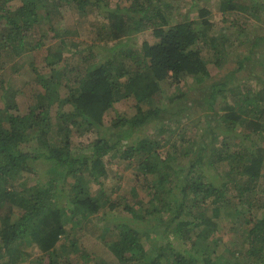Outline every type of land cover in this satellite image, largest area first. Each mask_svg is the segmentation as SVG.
<instances>
[{
	"label": "trees",
	"instance_id": "obj_1",
	"mask_svg": "<svg viewBox=\"0 0 264 264\" xmlns=\"http://www.w3.org/2000/svg\"><path fill=\"white\" fill-rule=\"evenodd\" d=\"M241 1L221 0V30L213 23L210 9L199 10L200 30L193 20L172 24L171 4L161 0H118L113 8L103 7L99 0H0V69L5 55L42 49L49 36L46 24L55 32L52 37L64 42L60 50L64 45L68 46L65 52L71 50L66 37L74 27L69 30L71 25L64 24L71 5L85 21L95 12L98 22L91 27L92 37L102 49L87 54L78 46L67 53L63 64L62 51L47 48L44 66L50 72L36 74L39 80L44 78L41 82L51 84L47 105L21 117L10 112L19 128H6L0 109V264H32L37 256L51 258L50 264H80L71 256L86 259L89 255L80 247L79 234L101 210V220L114 225L108 244L119 264H264V179L260 178L264 147L248 141L254 135L264 138V75L250 71V56L240 60L236 73L240 79L250 73L253 85L244 79L234 87L233 78L210 71L227 61L226 43L237 44L236 37L231 40L223 32L245 33L251 19L262 16L264 0ZM125 3L131 5L123 8ZM41 27L47 36L37 35ZM137 34L144 36L140 46L131 42ZM206 49L210 59L204 55ZM191 79L201 84L192 91L194 96L209 100L211 112L220 111L218 125L206 130V138L214 142L224 138L228 143L234 134L232 142L246 143L245 151L222 146L219 152L206 140L196 149L199 157L188 158L184 166L186 156L180 147L162 155L164 143L173 135L161 122L170 119L168 114L181 117L184 108L177 103L168 110L157 105L168 92L167 83L173 89ZM187 91L185 87L174 93L172 102L186 99ZM17 95L11 86L2 88L0 98L7 112L18 108ZM124 100H135L137 112L131 117L118 114L105 125L106 112ZM89 120L100 127L95 128L98 131L77 129ZM61 124L65 126L56 137L62 139L50 142ZM31 129L36 130L32 137L27 134ZM87 132L96 136L85 145L86 153H75L71 140ZM107 157L117 159L121 167L120 172L114 170L118 173L114 179L122 194V189L128 191L125 195L88 190L89 180L94 185L102 177L109 179ZM126 168L130 173L121 178ZM20 176L33 178L34 183H20L22 189L18 188ZM237 178L246 181L242 187L235 184ZM120 181L126 183L118 185ZM234 191H238L235 204L250 212V220H245L249 226L241 229L240 238L235 240L236 234L222 247L223 237H216L219 221ZM127 195L134 204H129ZM210 198L211 204H205ZM171 234L176 236L174 241L169 239Z\"/></svg>",
	"mask_w": 264,
	"mask_h": 264
},
{
	"label": "rangeland",
	"instance_id": "obj_2",
	"mask_svg": "<svg viewBox=\"0 0 264 264\" xmlns=\"http://www.w3.org/2000/svg\"><path fill=\"white\" fill-rule=\"evenodd\" d=\"M99 1L103 7L108 6L112 8L115 7V5L118 3V0H99ZM161 2L171 4L172 10L171 12L169 11L170 12L169 21H171L172 24L174 23L178 24L181 21H185L188 24H190L193 20L196 22V28L203 30L202 24H201L203 21V18L200 17L197 14V12L203 9H208V10L210 9L211 19L213 23L218 24L221 27L222 16L218 12L220 8L221 0H161ZM238 2H242V1L238 0ZM255 2H258V1L255 0ZM130 5L131 3L129 4L125 3L122 5V7L123 8L129 7ZM97 10L100 11L99 9ZM66 11L67 12H65L64 14L65 19H66V21L64 20V24L65 25L67 24L68 28H69V25H71L69 30H71L74 27V29L71 30V35L66 37L68 41L71 42L70 44H72L71 50L65 52V48L68 47V46L66 47L65 45H64V50H60L63 47L64 42H62V40H56L55 38H53L52 36L55 34V32L52 29L50 30V25L46 24L45 28L47 30L45 28L43 29L48 31L49 36L47 40L42 41V45H43L42 49H39V50L34 49L35 51H30V52H27L21 55L9 54L8 56L5 55L1 58L0 97L2 95V88H5L6 86H11L15 91H17V94H18L16 98L17 103H18V108L9 110V112L6 111L4 107L5 103L0 98V109L2 110L1 116L3 118V121H5L4 126L6 128H10L11 127L10 125L14 126V128L20 127L17 125L16 120L13 119V117L8 115L10 112L14 116L21 117L25 115L29 110L32 111V110L37 109L38 106L45 107L47 103L49 102L48 100L50 99L48 96V91L52 90L51 84L47 83L48 81L47 82L40 81L41 79H44V78H41L39 80L36 77V74L40 73L44 75L46 72H50V68H48L47 66H44V60H46L47 58V54L45 52L47 48L49 47L52 48L54 52L62 51L64 55L62 59V61L64 60L63 64L67 62V59H66L67 53L74 52L76 48L77 49H79V47L83 48V50L87 54L92 52V50H97L100 52L102 51V49H100L97 46L98 44L94 42L93 37H92L93 34H92L91 27L96 22H98L97 21L98 19H95L96 18L95 12L91 13L90 20L87 19L85 21L79 18L78 16L79 13L77 12V10H75L74 5H71L70 7H68ZM260 11H261L262 16H258L259 18H256L255 20L251 19L252 22L250 24V30L247 28L246 30L247 33L245 32L241 34L236 30H233V32L232 31L229 32V30L228 31L223 30L224 31L223 33L226 32L227 37H229V39L232 40L236 37L237 44L235 47H231L230 43L227 42L226 47H225V50L227 51V56H228L227 61L224 62L223 64H219L218 67L216 68L211 67L210 71L212 75H217V73L222 72L221 74H224V76H228L229 79L233 78L234 81L236 82L235 83L232 82L230 84L234 85V87H238L239 85H241L244 79L252 80L251 81L252 85H253V82H255L253 80V76L250 73L249 74L245 73L246 76H243V78L241 79L238 78V75L236 73V71L239 70L238 63L240 62L241 59H243L246 56L252 57L251 64L253 66L250 68V71L254 69L256 74L264 75V64L260 63L263 61V48H264V41H263L264 40V26H263L264 25V10H259V12ZM191 14H194L193 15L194 18L186 19V16L191 15ZM88 22H92V24L89 25ZM245 24L247 25V22H245ZM43 29L41 27V29L37 33L38 36L40 37L47 36L45 32L42 31ZM221 29H224V28L221 27L219 30ZM143 37L144 36L142 34H137L131 42H133L134 45L136 44L140 46V43H141L140 40L143 39ZM262 38L263 40L261 42ZM238 39L240 41V44H238ZM157 41L153 40V42H157ZM32 48H34V45ZM204 55L207 57V59H210L211 54L208 53L207 49H206V52H204ZM95 61H98V58H95L94 62ZM16 63L18 64L15 67ZM90 65L94 66L92 62L90 63ZM125 80L126 78L123 79V81ZM247 85L248 83L246 84V86ZM196 86L201 87V84L196 85V83L192 79L185 83L182 82L179 87L173 86V89L170 86V84L168 83L166 84L165 89L168 92L165 94V97L161 100L160 104L157 105V107H160L162 109L163 108L167 109V107L168 109H174V106H175L174 103H177V105H180L184 108V112L182 113L181 117H173L170 114H168L167 118L169 117L170 119H167L166 122H161L164 124L163 129H167L173 135V137L168 142L164 143L166 145V148H164V151H162V155L164 156V154L166 153L168 149L172 150L176 147L177 148L180 147V149L182 150L181 151L179 150V152L182 153L184 156H186V158L182 162L183 163L182 165L184 166L187 164L188 158L190 159V158L195 157V159H197L199 157V155L196 154V149L199 146L200 147L202 146V141L206 142V140L210 141V143L213 144V147H215L219 152L222 150V146H225V147L228 146L230 150L243 149L242 151H245L248 147L247 144L243 142H239V140L236 142H232V139L234 138V134L232 135V133L228 135V136L232 135V139L228 143H224V138L222 140L219 139V142H217V139H216V142H214L213 141L214 138L212 137L206 138L208 137L207 135H205V134H208L206 130L209 127L212 128V126L216 127L218 125L217 117L220 111L211 112V110L207 108L209 106V100L200 101L196 98V96H194L192 91L194 89H197ZM185 87L188 88V91L185 94L186 99L181 98L177 100L176 102H172V99L174 98V93L175 95H178L176 94V92L179 93L182 90V88H185ZM230 97L232 98V96ZM38 112L39 111L37 110L36 114ZM135 112H137L135 100L134 101L133 100L121 101L119 104L115 105V107L112 110H109L106 112L105 117H104L105 125H108L109 122L114 120L118 114H123V115L131 117V115L133 116ZM38 118L40 119V117ZM77 119L81 120L79 118ZM40 120L43 122L42 119ZM53 120H54L53 122L59 123V121H57L55 118ZM163 120L164 118L161 121ZM45 124L46 123L44 122V125ZM64 126L65 124H61L59 126L57 134H56V131L52 133V135L50 136V142H54L58 138L62 139L61 137H59L60 135L58 134V132L60 131V134H61V129H63ZM184 126L186 128H184ZM236 127L239 128L240 125H237ZM95 128L99 129L100 127L97 126L95 123H93V121L89 120V121H85L84 125L83 126L81 125V128H77V129H85L86 131L90 129L92 131L93 130L98 131ZM101 130H105V129L102 127ZM238 132L243 133L242 129H239ZM35 133H36V130L31 129L28 131L27 134L31 135L32 137L35 135ZM86 134L87 136L85 137H75L73 140H71L72 142L71 146H73V151L75 153H80L82 151L84 153L85 145L87 143L90 144L93 141L94 136H96L93 133L87 132ZM56 135H59V136L56 137ZM34 138L37 141L36 136ZM241 139L242 137L240 138V140ZM249 139L251 140V141L248 140L249 142L260 143L261 144L260 146L264 147V138L260 140L259 135L251 136V138ZM185 142L191 143L194 146H189V145L184 146ZM202 157L203 156H201L200 159ZM235 160H236V157H235ZM105 162L107 163L108 168H109V173H110L109 179H105L103 177L99 179V183L105 184V186H102V187H100V184L98 182L93 183L94 185H92L91 180H89V185H88L89 192L90 190H93V189L95 190L101 189V190L106 191L108 195H110L113 191L115 193L118 192L122 194L121 190L116 188V183L118 180L116 181L114 179V176L118 174V173H114V170L118 169L120 172V169H121L120 165L117 163V159L107 157L105 159ZM229 162H231V160ZM229 162L226 164H230ZM235 165H239V163L235 161ZM123 170H124V174L121 173L120 175L121 178H123L125 175H129L130 173V170L128 168L123 169ZM225 172H224V175H225ZM260 176H261L260 177L261 179H264V172ZM19 178L22 180L18 183L19 184L18 188L22 189V185H20V183H24L26 186L28 184L34 183L33 178L30 180H23L24 176H20ZM71 180H73L72 177L68 179V182H71ZM244 182L246 181L237 178V181L235 182V184L238 185L239 187H242ZM125 183L126 181H120L118 182V185H121V184L123 185ZM127 184L131 185L129 181H127ZM137 186L139 188L138 184ZM256 191L254 192L255 198L258 197L259 195L258 193H256ZM122 192H123L122 195H125L126 193H128V191L123 190V189H122ZM237 192L238 191L236 192L234 191L232 196H230L228 206L226 208L223 207V216L221 220L219 221L220 227H219V232L216 237L218 238L220 235L223 237L224 240L220 244L222 247H227L230 244V237L235 236L237 234V237L235 238V240L237 238H240L243 233L241 229L249 226V224L248 226L245 224V220L247 219L250 220L248 216V213L250 212L246 209H243V206L236 205L238 201V198H236L238 196ZM127 200L129 201V204H134L135 202V200L132 199L130 195H127ZM147 200L148 198H145V201ZM208 202L209 203H205V204H211L212 198H210ZM16 212H18V210H16ZM102 212L103 211L101 210V213ZM101 213L96 216L93 215L92 217H90V219L88 220L87 227H84L82 233L79 234L81 236L80 238L81 246L80 247L84 248L87 251V254L89 255L88 258L86 259H83L82 257H80V254L71 256V259H74L76 262L80 264H119V262L113 255V251L111 250L109 246L110 243L108 244L110 238H112V236L114 235L113 233L114 225L108 224L107 222H103L100 218ZM69 222L71 223L70 225L75 224V221H73L72 219ZM174 226L175 224L171 225L170 231L173 230L172 228ZM155 230H157V228H155ZM157 232L159 231L157 230ZM169 239L174 241L176 239V236L172 237V234H171ZM147 245H150V243L147 242ZM36 259H39L42 263L37 262ZM220 259H222V257H220ZM50 261H52V259L51 258L49 259L47 256L45 257L37 256L33 258L32 264H50ZM214 261H216V259Z\"/></svg>",
	"mask_w": 264,
	"mask_h": 264
},
{
	"label": "crops",
	"instance_id": "obj_3",
	"mask_svg": "<svg viewBox=\"0 0 264 264\" xmlns=\"http://www.w3.org/2000/svg\"><path fill=\"white\" fill-rule=\"evenodd\" d=\"M262 64H264V48H263V61H262Z\"/></svg>",
	"mask_w": 264,
	"mask_h": 264
}]
</instances>
